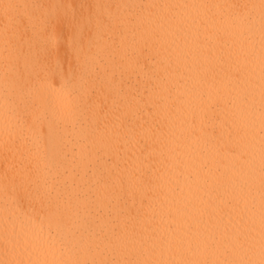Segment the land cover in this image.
<instances>
[{"label":"bare ground","instance_id":"1","mask_svg":"<svg viewBox=\"0 0 264 264\" xmlns=\"http://www.w3.org/2000/svg\"><path fill=\"white\" fill-rule=\"evenodd\" d=\"M259 11V0H3L0 101L6 98L9 104L0 123V224L12 217L18 225L28 222L42 229L50 239L57 236L49 227L48 209L42 210L30 195L37 177L26 174L25 165L40 167L36 128L30 116H18L10 101L19 103L21 88L33 82L29 74L41 63L51 65L57 85L77 74L79 61L70 41L81 25L82 43L93 41L98 65L96 77L89 81L91 99L111 104L102 76L120 63L124 68H117V85L127 94L126 102L134 98L143 108L128 112L119 128L113 122L122 108L116 109L104 122L110 129L106 145L84 156L80 145L84 134H94L92 129H68L57 143L54 168L63 205L61 239L38 252L10 258L25 264L259 261L264 245ZM249 13L256 17L253 25ZM98 19L103 22L99 26ZM53 21L60 43L49 55L34 31ZM140 49L145 55L139 61L149 67L151 53L169 58L163 99L152 96V85L145 83L138 68L119 60ZM149 127L154 135L148 143L164 153L163 165H157L159 187L148 195L118 198L119 188H106L100 179L102 165L115 162L116 171L131 174L146 143L141 134ZM39 135L42 145L51 144L47 122Z\"/></svg>","mask_w":264,"mask_h":264},{"label":"snow or ice","instance_id":"2","mask_svg":"<svg viewBox=\"0 0 264 264\" xmlns=\"http://www.w3.org/2000/svg\"><path fill=\"white\" fill-rule=\"evenodd\" d=\"M99 4V3H98ZM235 5H230L234 7ZM254 6V5H253ZM206 7V6H205ZM221 7V5H215ZM247 7V5H245ZM259 9L264 18V0H259ZM9 18V23H12ZM99 26L103 22L96 21ZM7 26L4 29V35H7ZM83 26L81 25L74 33L70 46L79 61L78 72L75 76L63 77L57 85L53 82L50 75V64L41 63L38 67H33L30 77L33 82L21 88L19 95V103L10 101L15 104L19 112L26 116H30L32 124L35 126V136L37 153L40 159V167L32 169L25 165L26 174L35 175L37 179L34 181L35 187L30 195H32L44 207L48 209L47 219L50 228H55L57 236L50 239L49 235H45L42 229L38 230L32 227L28 222H21L18 225L17 219L12 217L6 218L0 224V264H25L22 259L15 257L22 254H31L46 249L51 246L55 240L61 239L60 219L61 208L63 207L59 197L60 190L57 188L56 180L57 172L54 168L57 163L56 147L57 143L63 139L68 129H81L82 133H86V127H90L94 133L92 136L83 135L85 143L80 145L81 156H84L96 149L97 146H105L106 138L110 129L104 123L118 108H122L121 115L117 116L113 122V126L119 128L124 123V117L128 112L142 111L143 108L134 98L127 101V94L116 83L117 68L123 71L124 65L117 63L116 67L110 71H105L102 76V87L109 89L111 93V104L106 106L100 100H92V87L89 81L96 77L97 67L96 57L92 52L95 46L90 39L87 46L82 43ZM34 37L37 38L46 54L52 55L59 47V35L56 32V22L45 23L35 29ZM6 44L11 47V41L6 39ZM11 56V52L9 53ZM145 55L144 50H138L133 56L119 57L120 61L128 66H135L143 73L145 83L152 85V96L163 99V93L166 91L164 83L166 77L164 73L167 71L169 58L154 52L152 56V66L141 64L139 57ZM158 57V59H157ZM19 59V57H17ZM261 64L262 78H264V38H262L261 46ZM146 103V102H145ZM264 116V112H262ZM47 122L49 136L51 138L50 145H42L40 143L39 128ZM262 133H264V119H262ZM154 135L151 127L144 130L140 138L146 143L143 145L142 158L136 164L135 170L127 177L116 171L118 165L113 162L111 166L102 165V175L106 188H119L118 198L124 194L133 195L139 193L148 195L154 193L159 187L162 175L159 173L157 165H163L161 159L163 151L157 152L148 143ZM140 138H134L136 144L140 143ZM157 139L159 136L157 135ZM156 143V141H152ZM179 187V185H177ZM261 226L262 240H264V183L261 188ZM27 264H47L39 260H28ZM57 264H201V262L184 261V260H138V261H71L57 262ZM207 264V262H204ZM212 264H238L235 261H214ZM261 264H264V245H262Z\"/></svg>","mask_w":264,"mask_h":264},{"label":"clouds","instance_id":"3","mask_svg":"<svg viewBox=\"0 0 264 264\" xmlns=\"http://www.w3.org/2000/svg\"><path fill=\"white\" fill-rule=\"evenodd\" d=\"M0 4H3V0H0ZM5 7V5H4ZM256 6H253L255 8ZM248 15V22L250 25L256 23V17L251 13ZM262 38H264V18H262L261 11H259V57H260V69H261V88H260V113H259V122H260V175H261V186L264 183V133H262V112H264V78H262V64H261V46H262ZM9 101L8 99H3L0 101V123H3L6 119V114L8 111ZM18 116H22V113L19 112ZM262 227V226H261ZM262 255V253H261ZM262 259V258H261ZM261 259L259 261H254L253 264H261ZM237 262V261H235ZM238 264H246L244 261H239Z\"/></svg>","mask_w":264,"mask_h":264}]
</instances>
